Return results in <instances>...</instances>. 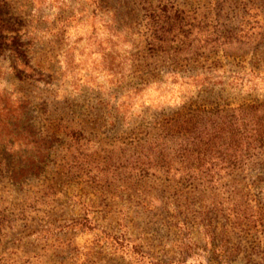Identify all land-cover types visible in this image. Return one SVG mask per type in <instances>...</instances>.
<instances>
[{
    "label": "rangeland",
    "instance_id": "rangeland-1",
    "mask_svg": "<svg viewBox=\"0 0 264 264\" xmlns=\"http://www.w3.org/2000/svg\"><path fill=\"white\" fill-rule=\"evenodd\" d=\"M0 264H264V0H0Z\"/></svg>",
    "mask_w": 264,
    "mask_h": 264
}]
</instances>
